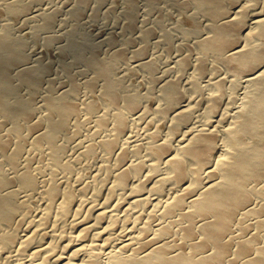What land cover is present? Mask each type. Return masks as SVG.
Here are the masks:
<instances>
[{
	"label": "bare ground",
	"instance_id": "6f19581e",
	"mask_svg": "<svg viewBox=\"0 0 264 264\" xmlns=\"http://www.w3.org/2000/svg\"><path fill=\"white\" fill-rule=\"evenodd\" d=\"M34 1L4 0V6L19 17L34 11ZM181 1L198 3L200 9L209 17L210 21L204 25V29H208L206 31L208 34H204L205 36L200 34L196 40V44L202 50L200 52L207 54L203 56L214 54L227 61L230 59L229 55L237 59L242 67L250 70L245 75L248 90L239 110L233 114L228 113V116L223 115L225 117L220 116L210 120L206 126L203 124L204 126L200 125L201 127H192L191 125V128L186 129L187 132L178 138L179 141L172 149H170V142L173 143L172 138L161 144L168 152L164 163L170 169V174L158 178L156 181L160 182L154 181L156 185L151 184V186L159 195L163 194L167 183L173 186H171V194L159 200L156 198L157 204L152 209L149 220L144 221L142 218L143 221H141L138 218L123 230L121 229L120 233L115 230L114 232L118 233L120 238L114 244L112 241L117 239L114 240L108 233L118 226L119 223L113 222L117 218L111 219V224L102 226L97 233L92 234L91 239H88L87 231L97 228L98 222H81V230L72 239L66 238L64 244L66 249L70 247L74 249V258L80 259L81 262H73L55 249V251L52 250L53 252L50 250L49 254L46 253L49 248L51 249L52 243L36 241L38 232L42 233L47 226H50L45 221L33 230L28 229L31 228L29 226L21 238H18L19 235L11 226L19 219L17 217L21 206L20 188L32 190L40 186L37 172L31 167L21 166V157L29 136L27 127L40 132V139L36 141V146L40 148L47 142L58 165L70 170L73 168L72 161L64 160L63 162L61 157L64 145L59 142L60 132L70 127L74 114L84 110L92 115L98 110L99 105L95 99H90L82 106L70 98L81 89V83L77 82L70 90L61 93L50 89L45 94V106L48 113L38 116V97L44 88L47 76L51 75L53 65L49 61L45 62L44 59L32 60L29 52L30 44L24 38L25 35L14 37V40L9 26L0 29V115L2 117L0 131L5 126V122L13 120L15 123L11 134H7L4 129L0 132V152L5 156V158L0 156V247H8L15 243L19 251L28 250L32 262L28 261L26 264H41V261L40 263L34 261L36 256L46 250L45 256L52 259L55 264H264V206H261L257 200L258 197L264 196V187L254 184L256 181L264 180V10L257 9L251 12L250 7L247 4H241L240 0ZM89 2L90 0H79L76 5H72L70 16L75 18V23L67 25L62 35L59 32L50 38L60 37L63 40L67 37V41L62 42L61 46L62 62L71 76H74L76 62H84L96 73L95 78L86 82L91 91L98 88L99 79H104L105 93L113 103L120 104L125 101L131 109H135L139 106V96L132 94L124 97L122 95L119 85L122 80L116 76L115 69L108 63V57L99 51L92 54L86 52L90 33L81 24V16L84 4ZM61 12V7L49 6L30 15L34 22L38 14L35 30L40 32L51 29L60 20ZM135 18L134 15L130 18L131 27L136 25ZM68 20L63 18L60 22L66 23ZM202 28L199 27L198 31L202 32L204 30ZM186 32L189 34L191 30L187 28ZM153 34L154 29L147 28L142 36L149 39ZM166 35L170 36L167 31ZM139 49L141 50L138 52ZM144 51L142 48L137 49L138 53ZM68 54H71L72 58H69ZM124 54L125 52L121 50L120 55ZM188 57L180 61L181 68H187L189 65ZM205 61L207 60L202 58L200 62L199 67L202 71L207 69ZM156 65L158 66L155 60L140 64L152 72L157 70ZM55 80V77H50L51 83ZM25 85L29 86L30 94H22ZM216 87V93L209 95L212 107H218L224 101L220 100L226 91L225 84L217 81ZM181 89L177 80H169L163 88L161 97L165 102L161 110L165 114H172L174 130L187 126L192 118L191 104L182 100L185 90ZM125 116L124 112H118L114 131L107 137L103 135V139L99 141L106 151L119 149V144L123 141L120 137L128 128ZM99 120L102 124H107L109 116L101 114ZM224 120L228 121V124H224ZM79 122L81 127L82 122ZM186 130L184 129L183 132ZM220 132L230 146L227 152L223 151V143L218 144ZM12 135L17 139L15 147H13ZM128 139L129 136L125 140ZM137 147L138 150L139 146ZM121 153L120 158L125 160L130 152L126 148ZM194 161L197 167L192 168L189 163ZM6 164L10 166L9 171ZM152 164H150L151 167ZM143 167V161L129 163L127 168L120 171L115 186L118 188L125 186L127 182H130V178L142 172ZM157 168L158 165L154 164L153 169ZM152 176L154 177L155 174H149V178ZM146 179L144 181H147ZM142 185L143 181L132 187L137 194L134 193L136 191H131L134 195L129 201L142 204L151 199L148 193V195L140 194L142 187H145ZM69 190L65 192L64 200L57 203L61 216L58 219L55 218L56 223L73 207L75 195L71 189ZM44 192L48 196L50 206L55 205V198L60 192L58 185L49 184ZM131 205L129 204L128 207L134 206L131 207ZM115 207L113 205V208ZM104 208L97 209L98 217H105L108 214L109 211ZM113 215L112 213L111 216ZM251 218L260 220L259 229L256 232L251 231L253 225L250 222ZM63 237H65L64 234H59L57 239L62 240ZM103 257L104 260L101 261ZM18 263H21V260Z\"/></svg>",
	"mask_w": 264,
	"mask_h": 264
},
{
	"label": "rangeland",
	"instance_id": "374dc122",
	"mask_svg": "<svg viewBox=\"0 0 264 264\" xmlns=\"http://www.w3.org/2000/svg\"><path fill=\"white\" fill-rule=\"evenodd\" d=\"M176 1L90 0L88 4H84L81 24L90 33L86 52L87 54H92L99 51L108 57V63L115 69L116 76L122 80L119 85L124 97H129L132 94L139 96V106L131 109L125 101L120 104L112 102L111 98L105 93L106 81L104 79H99L98 88L95 91H91L87 87L86 82L95 78L96 73L84 62H76L74 76H71L63 66L61 46L62 42L67 41V37L63 40L60 37H50L57 35L59 32L62 35L67 25L75 23V18L70 16L71 8L79 0H35L33 2L34 11L19 17L15 16L10 10L8 11L4 6V0H0V29L9 26V31L13 34V38L25 35L26 37L24 38L30 44L29 52L32 60L44 59L45 62L49 61L53 65L51 75L47 76V81L38 97V116L47 115L48 113L45 106V94L50 89H55L57 93H61L70 90L77 82L81 83V89L79 93L73 94L70 98L82 106L90 99H95L99 105L98 110L92 115L84 110L74 114L70 121V127L60 132L59 142L64 145L61 157L63 162L64 160L72 161L71 165L73 163V168L70 170L58 165L47 142L40 148L36 146V141L40 139V132L31 127L26 129L29 136L21 157V166L31 167L37 172L40 186L32 190L20 188L21 206L17 217L19 219L16 220L11 228L19 235L18 238H21L28 229L33 230L37 226L42 225L44 221L50 225V228L52 227L50 229L47 226V230H44L45 232H38L39 236L37 234L36 238H38L36 241L52 243V247L48 249L49 251L46 250L47 252L44 251V253L36 256L37 258L34 262L41 261L42 264L44 260L43 262L46 264H55L52 259H48V256H45L47 255L45 252L51 253L50 250H56L68 259H72L73 262H81L80 259L76 260L74 258L73 248L66 249L64 247L66 238L72 239L81 230V222H98L99 226L97 228H91L87 231V235L89 234V238H87L91 239L92 234L94 235L102 226L111 224V221L117 218L118 221L116 219L113 222L119 224L111 231L113 233L110 232L112 236L108 233L111 238L117 239L112 241V244H114L120 238L116 232H121V229L123 230L128 224L133 223L138 218L140 220L143 218L144 221L146 219L149 220L150 213L155 208L157 200L171 194V186H173L171 183H167L165 191L160 195L152 188L153 184L154 186L156 185L153 183L154 181L160 182L156 180L170 174V169L164 163L168 152L165 151L161 144L165 140L172 138L173 143L170 142V149H172L179 141L178 138L185 134L187 132L186 129L189 130L191 125L192 127L206 126L210 120H214L217 117L220 118V116H228V113L230 115L233 114L242 105L245 93L248 90L245 75L250 70H246L237 59L229 55L230 59H227V61L214 54L204 57L203 55L207 54L200 52L201 49L196 44V40L200 34L202 36L208 34L206 32L208 29H204V25L210 21L209 17L200 9L198 3ZM240 2L243 5L247 4L251 12L257 9L260 11L264 10V0H240ZM49 6L61 7L60 20L63 18H68L69 20L66 23H61L59 20L51 29L39 32L35 30L38 14L34 22H32L33 18L30 15H34L43 10L44 7ZM133 15L136 17V25L131 27L130 18ZM199 27H203L202 29L204 30L202 32L198 31ZM147 28L154 29V34L149 39H145L142 36V33ZM187 28L191 30L189 34L186 32ZM166 31L170 36L167 37ZM138 48H142L145 51L138 53L141 50L139 49L137 52ZM121 50L125 52L122 56L120 55ZM186 56H189L190 63L187 68H181L180 61ZM68 57L72 58V55L68 54ZM202 58L207 60L205 61L207 69L204 71L199 67ZM150 60H155L156 64H158V66L156 65L157 70L154 72L140 66L144 61ZM234 67H237L238 70ZM50 77H55V82L51 83ZM192 79L195 80L193 81ZM169 80H177L179 82L181 90H185L182 100L185 103L189 102L192 107V118H190L187 126L179 128L181 131L173 129L172 114H165L161 110V106L165 103L161 99L163 88ZM217 81H222L225 84L226 91L221 96L222 99L220 101L224 100L223 103L220 102L222 104H219L218 107H212L209 95L216 93ZM30 92L29 86L25 85L22 94H30ZM120 111L126 114V126L128 128L126 127L127 130L125 129L126 132L124 131L126 134L123 132L124 137L122 135L120 137L123 141L121 142L122 139L119 141V143L121 142L119 149L108 152L100 143L101 138L103 139L104 136L107 137L112 134L116 114ZM101 114L109 116L107 124L100 122L99 116ZM78 121H80L79 123L82 122L81 127ZM1 122L2 117L0 115ZM223 123L228 124V121ZM14 124L13 120L5 122V126L2 127L0 132H3L4 129L7 134H11ZM45 129H47V126H45ZM184 129L186 130L185 132H183ZM221 134L222 132H220L218 144L223 143V151L227 152V148L230 146L227 144L226 138L221 136ZM12 136L13 147H15L17 139L14 135ZM126 136H129V141L125 140L127 139ZM137 146H139L138 150L136 149ZM126 148L130 153L123 160L120 158L121 152ZM0 156L5 158L2 152H0ZM137 161L144 162L142 172L130 178V182L126 184L127 187L126 185L121 186V188L116 187L120 171L127 168L129 163L132 164ZM152 163L158 165L156 170L153 169L154 164ZM150 164H152V167ZM189 166L194 168L197 167V164L194 161L190 162ZM6 168L9 171V164H6ZM151 173L155 174V176L150 177V179L149 174ZM145 179L147 181H144ZM142 181L145 187H142L140 194H149V197L151 196L150 198L154 199L151 202V199H149L148 202L142 204L138 202L136 204L132 203L129 200L132 199L131 197L134 193L137 194V191L134 188L132 189V187ZM52 183L58 185L60 192L55 198L56 204L50 206L48 196L44 190L47 185ZM254 184L255 186L264 187V180L256 181ZM69 189L75 195L73 207H71V211L67 215L62 217L63 220L60 219L56 223L55 218L58 219L61 216L57 203L64 200L65 192ZM131 191L136 192L133 193ZM257 200L261 206H264V196L258 197ZM117 204L120 205L118 206ZM127 204L134 206L132 207L131 205L132 208H129L130 206L128 207ZM113 205L118 207L113 208ZM101 207H105L104 209L107 208L106 210L109 211L105 217H98L97 209ZM108 207L112 208L109 209ZM112 213L115 215H113L114 217L111 216ZM53 219L54 223H56V228L55 225L53 227ZM250 222L253 224L251 231L256 232L259 229L260 220L251 218ZM29 226L31 228H28ZM4 228L9 229L7 226H4ZM115 230L116 232H114ZM56 234H64L65 237L60 240L57 239L58 235ZM113 234L116 235L114 236ZM18 249L15 243L8 247H0V264H26L32 260L28 250L19 251ZM10 251H13V256ZM45 257L48 260H45ZM20 260L21 263H18ZM103 260L104 257L103 259L101 258V261Z\"/></svg>",
	"mask_w": 264,
	"mask_h": 264
}]
</instances>
